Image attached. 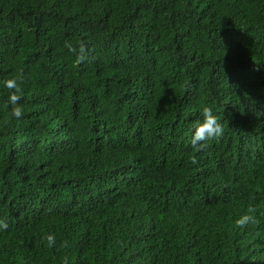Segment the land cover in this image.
Returning <instances> with one entry per match:
<instances>
[{"label":"trees","instance_id":"16d2710c","mask_svg":"<svg viewBox=\"0 0 264 264\" xmlns=\"http://www.w3.org/2000/svg\"><path fill=\"white\" fill-rule=\"evenodd\" d=\"M0 219V264H264V0H0Z\"/></svg>","mask_w":264,"mask_h":264},{"label":"clouds","instance_id":"9594fccd","mask_svg":"<svg viewBox=\"0 0 264 264\" xmlns=\"http://www.w3.org/2000/svg\"><path fill=\"white\" fill-rule=\"evenodd\" d=\"M66 47H68L70 52L76 53V59H75L76 64L83 63L88 59V54L84 44L80 45L79 50L73 48L70 44H66ZM23 81H24V75L22 70L20 73L3 81V86L9 90L7 102L12 106L11 115L12 117L17 119L21 118L23 115V108L19 104V101L22 98L20 93L22 91L21 84L23 83ZM201 116L202 119L196 123L193 134L191 136V144L194 148H197V150H199V148L202 147V145H200V142L218 139L222 137L224 134V123H222L217 118V116L213 114V111L210 107L205 106L201 111ZM191 163L193 164L197 163L195 157L191 158ZM97 207H101V209L103 210H109V206L107 203H102L100 205H95L89 201H86L84 203V211L86 212L93 211ZM186 210H187V206L183 208L182 215L174 227L173 235L176 234L178 230V223L185 216ZM249 219L250 217L248 215H244L235 221V225L237 227L243 228L246 225V223L249 221ZM7 228H8V223L6 222V220L0 219V230H7ZM45 239L49 247H53L55 245L54 234H48L45 237ZM61 247H67V241L62 242ZM263 250H264V244L258 246L254 250L253 261ZM63 264H68L67 257L63 258Z\"/></svg>","mask_w":264,"mask_h":264}]
</instances>
